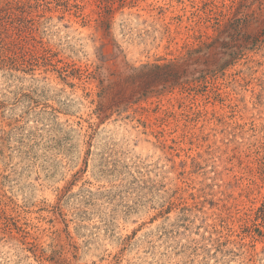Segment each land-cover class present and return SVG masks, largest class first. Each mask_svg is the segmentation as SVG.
Segmentation results:
<instances>
[{
  "label": "rangeland",
  "instance_id": "obj_1",
  "mask_svg": "<svg viewBox=\"0 0 264 264\" xmlns=\"http://www.w3.org/2000/svg\"><path fill=\"white\" fill-rule=\"evenodd\" d=\"M0 264H264V0H0Z\"/></svg>",
  "mask_w": 264,
  "mask_h": 264
},
{
  "label": "trees",
  "instance_id": "obj_2",
  "mask_svg": "<svg viewBox=\"0 0 264 264\" xmlns=\"http://www.w3.org/2000/svg\"><path fill=\"white\" fill-rule=\"evenodd\" d=\"M261 210H263V209H261Z\"/></svg>",
  "mask_w": 264,
  "mask_h": 264
}]
</instances>
